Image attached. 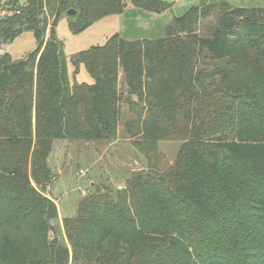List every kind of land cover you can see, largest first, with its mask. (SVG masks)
<instances>
[{"label":"trees","instance_id":"obj_1","mask_svg":"<svg viewBox=\"0 0 264 264\" xmlns=\"http://www.w3.org/2000/svg\"><path fill=\"white\" fill-rule=\"evenodd\" d=\"M127 5L6 2L0 46L27 25L37 46L18 60L0 54V264H264V6L208 3L174 17L163 37L116 33L74 59L93 82H72L56 32L63 13L76 10L79 33ZM125 101L145 109L137 126L151 148L182 140L173 164L139 147L147 164L124 188L94 185L61 217L48 193L56 140L114 142Z\"/></svg>","mask_w":264,"mask_h":264},{"label":"rangeland","instance_id":"obj_2","mask_svg":"<svg viewBox=\"0 0 264 264\" xmlns=\"http://www.w3.org/2000/svg\"><path fill=\"white\" fill-rule=\"evenodd\" d=\"M7 1L0 0V18L8 13L5 7ZM126 1L128 5L123 13L105 16L79 33L71 31L67 17L59 19L56 32L63 42V52L67 57L72 81L93 82L86 66L83 63L76 66L74 59L80 51L94 45H103L116 33L125 40L163 37L174 17L183 15L192 6L208 3H229L240 7L264 6V0H165L171 6L159 13L138 8L130 0ZM216 19L211 16L203 20L200 24L202 32H209ZM36 46L34 31L25 29L16 38L4 43L3 52L10 53L13 59L18 60L26 57ZM120 86L121 89H126L122 70ZM136 98L134 96L133 99ZM142 107L138 104L130 109L126 101L123 103L118 136L114 142L56 140L49 160L53 177L48 186V193L56 200L61 217L75 215L79 201L94 190V185L109 186L112 189L124 188L129 174L147 164L146 158L149 156L145 157L144 153L138 150L139 147L149 151L148 154L159 167L166 168L173 164L182 140L162 138L158 140L156 148H151L142 136L141 127L137 126L147 115ZM81 169L84 174L80 172Z\"/></svg>","mask_w":264,"mask_h":264},{"label":"water","instance_id":"obj_3","mask_svg":"<svg viewBox=\"0 0 264 264\" xmlns=\"http://www.w3.org/2000/svg\"><path fill=\"white\" fill-rule=\"evenodd\" d=\"M76 10L75 9H69L66 12L63 13L62 17H74L76 15ZM34 25H27L26 29H33Z\"/></svg>","mask_w":264,"mask_h":264},{"label":"built area","instance_id":"obj_4","mask_svg":"<svg viewBox=\"0 0 264 264\" xmlns=\"http://www.w3.org/2000/svg\"><path fill=\"white\" fill-rule=\"evenodd\" d=\"M13 13V11H8V13L7 14H12ZM2 47V48H1ZM4 51V49H3V45L2 46H0V52L2 53ZM4 53V52H3ZM80 172L82 173V174H84V171L81 169L80 170Z\"/></svg>","mask_w":264,"mask_h":264},{"label":"crops","instance_id":"obj_5","mask_svg":"<svg viewBox=\"0 0 264 264\" xmlns=\"http://www.w3.org/2000/svg\"><path fill=\"white\" fill-rule=\"evenodd\" d=\"M75 80H73L72 82H74ZM67 141V140H66ZM67 142H69V141H67ZM52 154H53V152L51 153V155H50V158H51V156H52ZM50 158H49V160H50ZM93 183V182H92ZM56 201V200H55ZM57 203V202H56Z\"/></svg>","mask_w":264,"mask_h":264}]
</instances>
